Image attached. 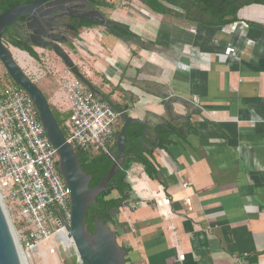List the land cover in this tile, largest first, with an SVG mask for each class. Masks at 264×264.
I'll list each match as a JSON object with an SVG mask.
<instances>
[{
	"label": "crops",
	"instance_id": "obj_1",
	"mask_svg": "<svg viewBox=\"0 0 264 264\" xmlns=\"http://www.w3.org/2000/svg\"><path fill=\"white\" fill-rule=\"evenodd\" d=\"M113 12L162 53L117 37L107 47L108 31L93 25L70 43L71 57L101 99L147 122L146 146L158 124L187 130L153 150L157 180L137 162L126 171L131 193L110 225L126 264H264V4L242 6L223 26L161 20L145 5ZM43 81L67 118L60 86ZM167 99L184 118H170Z\"/></svg>",
	"mask_w": 264,
	"mask_h": 264
},
{
	"label": "built area",
	"instance_id": "obj_2",
	"mask_svg": "<svg viewBox=\"0 0 264 264\" xmlns=\"http://www.w3.org/2000/svg\"><path fill=\"white\" fill-rule=\"evenodd\" d=\"M31 65L23 70L32 79L30 72L35 68ZM35 70L38 79L46 76L41 68ZM62 78L63 102L58 110L68 113L67 140L76 149L109 153L119 113L70 69L64 70ZM58 160V150L49 140L32 98L20 86H5L0 91V198L17 211L22 224L17 243L24 258L41 246L55 253L58 243L52 237L61 231L67 233L70 190L58 169ZM159 200L165 206L171 202L166 195Z\"/></svg>",
	"mask_w": 264,
	"mask_h": 264
},
{
	"label": "water",
	"instance_id": "obj_3",
	"mask_svg": "<svg viewBox=\"0 0 264 264\" xmlns=\"http://www.w3.org/2000/svg\"><path fill=\"white\" fill-rule=\"evenodd\" d=\"M46 4L45 0L16 3L0 14V62L5 67L10 78L32 98L45 132L51 143L58 150L59 160L57 166L70 190L71 217L67 227V236L73 241L77 262L80 264L83 262L85 264H126V250L118 244L115 232L108 225L106 219L95 216L93 232L91 233L85 224L86 211L95 198L105 190L110 178L120 167L122 159L126 156L124 154L125 136L127 127L130 124L138 123L142 126L140 142L146 148H157L159 139L155 145L146 146L143 140L147 131V122L129 116L127 107L121 110L112 105L119 113V118L123 120L122 127L115 139L117 155L113 152L109 154L113 160V166L96 185L93 187L89 186L92 174L83 171L76 154V147L63 134L51 110L48 99L36 85V82L22 69L15 59L10 46H7L3 40V34L8 24L23 22L27 32L31 34L32 38H36L32 40L35 46L51 48L72 73L90 90L95 92V89L85 79L71 56L64 49L63 45L67 42V39H59L53 34L46 33V28L47 32H53L50 26L52 22L50 15L56 12V10L46 8ZM86 18L88 20L93 19L103 28H111L112 26L98 11H93ZM11 47L13 46L11 45ZM17 49L20 50L19 48ZM170 102L171 100L167 99L164 104L170 118H184L185 115L173 116L172 109L169 107ZM114 213L115 209L111 211L112 215ZM22 257L17 243V235L0 198V264H23Z\"/></svg>",
	"mask_w": 264,
	"mask_h": 264
},
{
	"label": "trees",
	"instance_id": "obj_4",
	"mask_svg": "<svg viewBox=\"0 0 264 264\" xmlns=\"http://www.w3.org/2000/svg\"><path fill=\"white\" fill-rule=\"evenodd\" d=\"M18 1L21 0H0V10L8 9L9 7L16 4V2ZM140 1L150 9L159 13H166L167 11L169 12L170 10H172L173 6H176L177 4V0H140ZM193 1L195 2L197 0H193ZM216 1H217L216 17L212 18L211 20H209V17H207V19L204 21H201L202 19H200L201 24L207 26H223L225 24H229L237 20V16H236L237 10L242 6L253 3L264 4V0H225V2L223 3L221 2V0H216ZM164 2H166V4L169 6L167 7ZM203 8L206 11H208V8L206 6H203ZM93 25H98V23L96 21L85 22V26H93ZM122 25L124 26L127 34L133 36L128 26L124 24ZM108 32H110L116 37H120V34L114 30L108 29ZM9 44L12 45L13 47L26 50L17 41L10 40ZM27 51L30 56L34 58L38 57L37 53L33 51L31 48L27 49ZM8 77L14 86L19 87V85L16 84L10 78L9 75ZM86 80L90 83L88 79ZM151 85L153 84L145 85L146 89L149 90V88L152 87ZM91 86L95 88L94 85L91 84ZM46 98L48 99L47 96ZM50 107L59 126L61 127L63 134L65 135V137H67V129L65 128L66 116L61 115L51 104ZM181 121L183 122V120ZM122 124H123V120H121L120 127L116 128L115 130L112 144L108 145L109 153L113 152L117 155L115 139H116V135L119 133L122 127ZM184 125L186 127L189 126V124L187 123H185ZM183 128H184L183 126L177 128L176 126L173 125L172 122L165 124H158L154 129L156 136L153 145H155L159 139L157 148L165 147L167 143H170L168 137L171 134V132L180 133V131L183 130ZM186 131L187 130H185L184 133H180V135L184 136ZM141 134H142V126L140 124L132 123L127 127L126 136H125L126 144L124 148V154L126 156L122 159L120 167L110 178L109 184L106 186L105 190H103L95 198V200L91 203V205L87 208L85 215V224L87 225L91 233L93 232V220L95 216L105 218L108 225H112L114 221L113 220L114 214L118 212L119 208L124 203H126V200L129 198V195L131 193V186L126 179V171L131 163L137 162L141 164L143 166L145 173L148 175L149 178L154 180L158 179L156 168L150 158L154 149L146 148L140 142ZM143 142L146 145L145 137ZM109 153L103 151H98L97 153H93V150L90 149L87 150L76 149V154L80 160V164L83 171L92 174V178L89 183L90 187L96 185L113 166V160L109 156ZM113 209H115V213L112 215L111 211ZM69 241L73 244L71 239H69ZM125 261L127 262L126 258ZM82 264L85 263L83 262Z\"/></svg>",
	"mask_w": 264,
	"mask_h": 264
},
{
	"label": "flooded vegetation",
	"instance_id": "obj_5",
	"mask_svg": "<svg viewBox=\"0 0 264 264\" xmlns=\"http://www.w3.org/2000/svg\"><path fill=\"white\" fill-rule=\"evenodd\" d=\"M33 1L34 0H21L16 3H31ZM109 1L110 0H45V2H47L46 8L56 10L54 14L50 15L52 20L50 26L53 32H47L46 28V33L53 34V36L59 39L66 38L67 42L63 45V47L66 48V45L70 44L79 36V33L83 28L90 27L85 26V22L94 21L93 19L88 20L86 17L91 15L93 11H98L102 14V17H104L105 20L112 25L111 28L104 29L106 31H108V29L114 30L119 33L120 37H117L118 39H121L127 44L134 43L138 48H140V50H144L145 52H155L158 54L162 53L161 48L157 47L155 43H151L149 40L139 37L129 28L128 25L127 26L133 36L127 34L124 26L122 25L124 23L113 16L114 10H110L111 6ZM136 1L143 4L140 0ZM216 2V0H197L195 2L193 0H177L176 6H173L172 10L169 12L167 11L166 13L156 12L149 7L148 9L156 14H159L161 16V20L163 18H174L178 21H184L189 24H200L201 21L206 20L207 17H209V20L216 17ZM221 2L223 3L225 0H221ZM164 3L167 7L169 6L166 2ZM203 6H206L208 11H206ZM105 9L110 11L106 12ZM6 10L7 9L0 10V14ZM122 14L130 19L133 18L132 15H129L126 12H122ZM200 19L202 20L200 21ZM33 39L36 38H32L31 34L27 32L23 22L8 24L3 34V40L5 43H9L10 40L17 41L26 49L24 50L19 48L25 53H28L27 49L29 48L36 53H38L37 49L53 52L51 48H39L35 46L32 43ZM95 151L98 152L97 150Z\"/></svg>",
	"mask_w": 264,
	"mask_h": 264
},
{
	"label": "rangeland",
	"instance_id": "obj_6",
	"mask_svg": "<svg viewBox=\"0 0 264 264\" xmlns=\"http://www.w3.org/2000/svg\"><path fill=\"white\" fill-rule=\"evenodd\" d=\"M109 3L111 5L110 10H116V9H119L120 7L122 8L127 7L129 9L131 8L134 9V7L140 8L141 5H143L136 0H110ZM110 10L105 9L106 12ZM113 16L116 18H120L118 14H116L115 12ZM163 20H176V19L163 18ZM115 38L116 36L112 35L110 32H106L103 35L102 39H100L99 41L104 43L105 46L109 47V46H112L116 42ZM6 45L10 46L15 59L18 61L22 69L23 68L25 69V66L22 62L19 61L18 55L21 56V54L24 53L29 56V60H30V61L26 60L25 65L32 64L31 65L32 69L41 68L43 71L46 72L45 77L48 81L51 82V85L61 86V82L59 81H63L62 75L64 74V70L67 71L69 70V68L62 62V60L54 52H48L47 50H45V52H38L37 53L38 57L34 58L30 56L28 53H25L23 51L21 52L20 50L17 49V47H11L9 43H6ZM64 49L70 56L71 54H75L76 52L74 48L72 47V45L70 44L66 45V48ZM73 61L77 65L82 75L86 78L87 75H85L82 67L75 60ZM35 69L34 71L30 72V76L32 77V79L35 80L37 86L40 87L41 90H43L46 94H48L49 90L45 88L46 86H45V82L43 81V78L38 79L37 77H35L36 76L35 73L37 72ZM11 84L12 83L7 75L6 69L0 62V91L5 86L11 85ZM120 125H121V120L117 119L115 122V128L120 127ZM93 153H97V152L93 150ZM2 202L4 204V207L7 211L10 222L17 235V233L22 229V224L20 223L18 219L17 211L12 207L11 203L7 201H2ZM54 228H58V224H54ZM65 245L67 246V248L64 247L63 243H58V245L55 246V250H56L55 253H50L49 251H47V247H45L46 250H44V253L47 251L46 259L43 253L40 251V249H43L42 248L43 246L39 247L37 251H34L33 253L30 254V257H25V258L23 257V262L24 264H80L77 262V255H76L75 249L73 247V244L69 241V239H65ZM52 254L56 255V259L54 257L55 255H52Z\"/></svg>",
	"mask_w": 264,
	"mask_h": 264
},
{
	"label": "bare ground",
	"instance_id": "obj_7",
	"mask_svg": "<svg viewBox=\"0 0 264 264\" xmlns=\"http://www.w3.org/2000/svg\"><path fill=\"white\" fill-rule=\"evenodd\" d=\"M20 57H24V58H27V59H29V56L28 55H26V54H21V56ZM22 59V58H21ZM28 61H30V60H28ZM52 239L54 240V242L55 243H59V242H61V243H63V245H64V247L65 248H67V246L65 245V239H71V238H68V236H67V233L66 232H58V233H56L53 237H52ZM72 240V239H71ZM73 242V241H72ZM42 247V246H41ZM43 249H40V251L43 253V255H44V257H45V259H46V252L44 253V250H46V248H45V246H43L42 247ZM52 255H55V254H52ZM55 257V259H56V255L54 256ZM23 258V257H22ZM23 264H24V262H23Z\"/></svg>",
	"mask_w": 264,
	"mask_h": 264
}]
</instances>
